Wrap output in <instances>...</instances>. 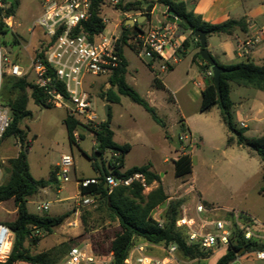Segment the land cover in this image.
I'll return each instance as SVG.
<instances>
[{"label": "rangeland", "instance_id": "374dc122", "mask_svg": "<svg viewBox=\"0 0 264 264\" xmlns=\"http://www.w3.org/2000/svg\"><path fill=\"white\" fill-rule=\"evenodd\" d=\"M133 1L124 0L123 4ZM16 4L15 15L8 22L10 28L7 29V34L2 36L0 43L9 61L19 64L25 71L28 70V74L24 77L34 82V74L30 70L31 63L36 53L46 49L49 42L45 30L37 24V20L44 12V4L42 0H17ZM155 6L156 9L152 12H145L150 14L149 18L143 16L145 17L141 22L143 31L158 25V22H166L162 18L166 8L159 4ZM8 7L4 5V8ZM137 14V12L123 13L117 5L104 0L100 15L106 21L105 34H115L119 37L123 25L128 20H137L142 17L140 13ZM137 41H140V38L133 41L132 45L137 46ZM216 41V37L209 38L211 43ZM124 56L129 63L127 82L155 108L158 116L166 123L169 131L167 135L142 106L132 102L128 97L120 96L119 103L110 104L103 99L102 94L108 89L102 82L109 80L107 76L86 77L84 88L90 94L93 111L98 121L107 119L105 111L107 106L110 107L111 127L116 133V140L131 145V151L125 158L124 168L151 164L153 171L160 175L168 200L153 211V216L157 214V217H161L165 223L169 203L182 200L180 214L186 213L190 217L198 218L196 206L200 200L209 210L205 215H201L202 218L208 216L211 219L231 221V229H234L236 225L244 234L250 232L251 239L264 243V194L262 192L264 162L248 148L227 145L228 138L235 135L223 123L218 107H214L209 112H200L201 97L192 92L194 83L199 81L200 73L196 66L190 68L191 54H188L187 58H182L183 61L176 72L170 75L168 71L160 73L161 65L156 64L160 78L169 77L168 82L172 84V87L174 86V90L182 84L183 87L176 91V94L157 90L153 93L154 97L150 96V92L154 91L151 87L153 74L148 65L150 60L141 57L137 51L129 47L124 49ZM255 62L259 63V61ZM8 66L4 67L2 86L10 77ZM238 92L248 94L250 98L245 101L240 110L237 107L234 108L232 113L234 124L242 128L241 123H245L247 125L245 135L249 138L263 136L264 120L257 121V119L264 118V92L235 85L232 93L234 101H237ZM28 95H31L30 90ZM171 95L178 100L180 108L171 99ZM28 110L31 116L22 121L20 128L26 133V141H32L27 152L32 176L37 180L49 179L51 172L57 171L56 165L60 163L64 154L73 157L74 167L69 182H53L47 188L39 190L27 202L28 210L34 214L54 217L70 212L71 216L52 233L34 230L32 238L37 236L40 240L34 243L29 239L25 246L31 254L55 250L59 254V262L74 245L89 244L106 251L111 239L118 231V224L109 221L108 215L96 198L93 205L78 207V201L81 198L78 181L96 176L89 160L94 155V136L88 131L78 129L74 134L76 143L71 144L64 124L67 116L65 109L42 107L29 98ZM259 110H262L261 113H258ZM181 116H184V120L189 124L190 132L184 131L180 125ZM180 136H187V138L180 141ZM21 148L22 142L18 137L0 139V185L9 180V173L6 172L8 160L16 157ZM182 154L191 156L193 171L184 178H176L173 162ZM111 161L110 154H107L105 156L107 168ZM157 186L158 184L154 183L152 190ZM191 186H194L196 191L193 189L189 191L188 188ZM198 192L212 204L215 210L200 199ZM46 202L50 204L49 211L39 213L36 206ZM15 212L16 208L12 200L0 203V223L12 221ZM246 215L249 217H245ZM83 216L88 221V232L82 222ZM226 252L227 249L215 248L213 255L200 263L216 264ZM148 254L159 257L162 252L152 249ZM237 256L244 262H251L253 257L249 253L243 254V250L239 251ZM178 257V264H191L180 254Z\"/></svg>", "mask_w": 264, "mask_h": 264}, {"label": "trees", "instance_id": "16d2710c", "mask_svg": "<svg viewBox=\"0 0 264 264\" xmlns=\"http://www.w3.org/2000/svg\"><path fill=\"white\" fill-rule=\"evenodd\" d=\"M1 2L9 7L0 8V40L2 36L7 34V29L10 28L7 20L15 15L14 4H9L6 0H1ZM103 2L104 0H91L90 16L73 30L74 35L85 34L93 40L94 37L105 31L106 23L100 15V8ZM123 2L124 0H120L117 5L121 12H137L141 16H146V18H149L150 14H145V12H152L156 4L162 5L166 9H172L181 21L178 24L179 28L183 32L189 33V37L183 41L179 49V54L190 46V40L195 41L196 47L201 50L200 43L195 38V32L198 30L207 32L208 36L231 35L236 30L247 31L244 19L228 20L224 23L213 25L203 21L200 15L188 9L186 2L180 0H155L154 2L134 0L126 4H123ZM15 3H17V0H15ZM60 33L61 31L59 30L58 34ZM142 33L141 24L135 23L133 26L123 25L122 32L116 43L117 54L121 61L109 76L111 88L102 94V98L108 103H119L120 96H126L132 102L142 106L161 128L166 129V123L158 116L155 108L126 81L128 62L124 56V49L129 47L133 51H137V54H140L141 41H137V46L132 45V42L137 40ZM55 39L47 43L46 49L36 53L35 58H44L45 52ZM195 57L202 62L206 84L205 89L202 91L200 112H209L214 107H218L223 123L235 135L228 138L227 145L248 148L264 162V135L249 138L245 135L246 128H238L234 124L232 117L234 104L231 100L232 83L264 92V63L258 65L252 61H246L233 65H223L214 59L219 66L227 70L220 78L219 95L214 85L212 74H208L211 73V66L201 58L199 53ZM153 82L158 89L164 88L157 78ZM52 84L58 87V90L66 96L64 85L56 80H53ZM2 89L0 103L10 111V125L1 140L18 137L22 142V148L16 157L8 160L6 172L9 173V180L0 185V203L12 200L16 208L13 220L3 223L14 233L15 240L8 260L0 264H58L59 254L55 250L31 254L25 246L29 239L34 243L40 240V237L37 236L32 238L34 230L42 233H52L55 228L65 223L71 213L66 212L51 217L34 214L28 210L27 202L30 197L37 194L39 190L47 188L53 182H58V168L57 171L51 172L49 179L37 180L32 176L27 158V152L31 147L32 141H26V133L20 128L22 121L31 116V112L28 110L29 98H32L37 105L42 107L51 108L53 106L47 103V96L44 90L38 88L34 82L28 81L25 77L10 76L2 86ZM28 90L31 91L30 96L28 95ZM108 109L109 115L107 119L98 123L85 124L69 115L64 120L71 144L76 143L74 134L78 129L90 132L95 140L94 155L89 160L94 171L98 173V177L93 178L97 182L89 183L84 187L82 183L91 179L79 180L80 195H89L96 198L108 215L109 221L118 224V231L111 239L109 248L106 251H102V249L100 250L93 246V249L101 255L112 252L114 264H125V260L136 240L137 242L156 245H176L179 254L190 263L196 260L202 262L209 259L213 255V250L203 251L197 246L188 245L184 232L177 227L176 222L180 215L182 200L169 203L165 215L166 222L163 227H160L153 218V211L168 200L165 189L161 184V177L152 170L151 164L135 166L123 171L125 158L131 151V145L128 143L121 145L115 142L114 132L111 129V108L109 107ZM183 130L186 131L184 127ZM81 137L84 138L83 136ZM98 154L101 155L104 172H102L98 162ZM107 154H110L112 159L109 163V168L105 164V156ZM173 163L174 176L176 178H184L193 171L192 158L189 154L180 155ZM135 174H143L148 185L157 183L158 186L148 194L143 193L144 189L137 182L130 187L115 188L112 192H109V189L105 187L106 177L109 175L127 179ZM262 192L264 194V189ZM82 222L88 232V221L85 216L82 217ZM75 246L77 245L70 247L65 255ZM241 250H243V254L264 250V243H259L255 239H246L244 232L234 225L227 252L216 264H231L238 258L237 253Z\"/></svg>", "mask_w": 264, "mask_h": 264}, {"label": "built area", "instance_id": "2783aa9c", "mask_svg": "<svg viewBox=\"0 0 264 264\" xmlns=\"http://www.w3.org/2000/svg\"><path fill=\"white\" fill-rule=\"evenodd\" d=\"M44 12L37 20L49 41L56 38L53 44L45 52L44 58H35L30 66L34 74V84L43 89L47 96V103L56 108H63L67 115L78 119L82 123H98L97 116L93 111L90 94L84 88V80L88 76L109 77L120 63L117 54L116 43L118 38L115 34L106 35L105 32L91 40L85 34L74 35L73 30L90 16L91 0H42ZM113 5H118L120 0H109ZM0 8L4 4L0 0ZM11 19V18H10ZM7 20V24L10 21ZM106 23V21H104ZM11 26V25H10ZM61 31L58 34V31ZM184 32L178 24L171 22L159 23L149 27L139 36L141 41L140 56L150 61L161 60L166 64L177 61V53L182 45ZM264 37V30L238 45L237 54L241 58H247L260 44ZM9 65L8 74L22 78L28 74L19 64L12 63L3 53L0 43V93L5 74V66ZM211 74V73H208ZM53 80L64 85L66 96L52 84ZM10 125V111L0 103V139ZM244 127V124H241ZM187 138L179 137L180 141ZM74 167V159L69 154L61 157L58 166L57 177L61 183L71 180V171ZM1 174V170H0ZM95 179L86 180L82 186L96 183ZM139 183L144 194L152 190L143 174L122 179L113 175L106 177L105 185L109 192L118 187H130L133 183ZM80 185V183H79ZM96 199L93 196H81L78 207L93 205ZM50 204L39 203L36 210L46 213ZM209 210L199 200L196 206L198 218L190 217L186 213L180 214L177 219V227L184 232L188 245L197 246L203 251L215 248L227 249L232 235V223L227 220L211 219L208 216L202 218ZM201 216V217H200ZM249 217V216H245ZM160 227L164 226L161 217L154 218ZM246 239H251V233L244 234ZM15 240L14 233L8 226L0 223V263H5L11 253ZM156 249L162 252L159 257L150 256L149 250ZM252 255L251 262L242 261L238 257L231 264H264V250L249 253ZM179 252L176 245H156L146 242H135L128 254L125 264H178ZM58 264H114L112 252L98 254L89 244L73 247Z\"/></svg>", "mask_w": 264, "mask_h": 264}, {"label": "crops", "instance_id": "0c3cea01", "mask_svg": "<svg viewBox=\"0 0 264 264\" xmlns=\"http://www.w3.org/2000/svg\"><path fill=\"white\" fill-rule=\"evenodd\" d=\"M180 1L186 2L189 10H193L194 13H196L197 15H200L202 17L203 21L210 23V24H213V25L221 24V23H224L228 20L244 19L246 21V25H247V31L246 32H242L241 30H236L231 35L222 34V35H213V36L207 37L208 50H209L211 56L219 64L233 65V64H237V63H241V62H246V61H252L258 65H261L264 63V37H263L262 41L260 42V44L251 52V54L247 58H241L237 54L238 45L241 42L247 40L248 38H251V37L257 35L259 33V31L264 30V0H180ZM155 9H156V6H155L154 10ZM166 10L167 9H165V12H166ZM137 15H139V13ZM162 18H163V20L167 21L164 13H163ZM159 23L161 24L162 22H158V24ZM188 37H189V33L184 32L183 37H182V42L184 40H186ZM211 37H216L217 41L212 42V43L209 42V38H211ZM199 52H200V49H198L196 47L195 41L190 40V46L186 50H183L182 53H180V54L178 51L177 61L175 63L166 64L164 61H161V60L150 61L148 63V65H149L150 69L152 70V74H153L151 87L154 90V91L150 92V96L154 97L153 93H155V91H157V90L166 91V92H170L172 94H176V91H178L181 87H183V84H182L181 86H179V88L177 90H174V88H173L174 86L172 87V84H170L168 82L167 78H169V77L163 78V79L160 78V75L157 73V70L155 67L156 64L159 63L161 65L162 71L160 73H164V72L168 71V72H170L169 73V75H170V74H173L174 72H176V70L178 69V67L180 66V64L183 61L182 58H187L188 54H191V61L189 63L190 68H193V66H196L198 68L199 73H200L198 75L199 81L194 83V89L192 92L195 95H199L201 97L202 91L205 89L206 84H205V79H204V74H203L204 70L202 68V62L195 57L196 54ZM212 53H214V54H212ZM255 61H259V63H256ZM128 67H129V63H128ZM170 67H172V69H170ZM127 72H128V68H127ZM126 76H127V73H126ZM155 78H157L159 80V82L164 86L163 89H158L155 86V84L153 82V80ZM108 81L102 82V84L105 83L106 88L110 89L111 85ZM126 81H127V79H126ZM235 85L236 84H233V83L231 84V100L234 104L233 110L235 107H237L240 110L241 107L243 106V104L245 103V101H247L250 98V96L248 94L246 95L243 92H238L237 101H234L232 98V93H233V87ZM237 86H239V85H237ZM246 88H249V87H246ZM171 99H173L175 104H177L178 107L180 108L178 100H176V98L173 95H171ZM261 111L262 110H259L258 113H261ZM263 120H264V118L257 119V121H263ZM181 121H183V122L181 123ZM179 123L186 130H188L189 132L191 131L189 124L184 120V116H181ZM243 124H244V127H242V128H247V125L245 123H243ZM111 129H112V127H111ZM164 130H165V133L167 135L169 133L167 126H166V129H164ZM113 132H114V130H113ZM116 137H117L116 133L114 132L115 142L118 144H121V145L126 144V143L118 142L116 140ZM230 137H232V136H230ZM59 164L60 163H58L56 165L57 168H58ZM125 170H127V169L124 168L123 171H125ZM152 170H153V168H152ZM97 177H98V173H96V176L91 177V178H87V179H93V178H97ZM79 183L80 182L78 181V188H79ZM191 189L196 191L194 186H191L190 188H188L189 191H191ZM197 194H199L200 199L204 203L208 204L212 210H215L213 208L212 204L210 202H208L200 192H198ZM153 218H157V214L156 215L154 214Z\"/></svg>", "mask_w": 264, "mask_h": 264}, {"label": "water", "instance_id": "95a60500", "mask_svg": "<svg viewBox=\"0 0 264 264\" xmlns=\"http://www.w3.org/2000/svg\"><path fill=\"white\" fill-rule=\"evenodd\" d=\"M9 4H14L15 9L17 8V4L15 3V0H6ZM166 19L168 22L171 23H176V24H180V19L178 18V15L172 10V9H167L165 14ZM145 17H139L137 20H128L126 22V25H130L133 26L135 23L141 24L142 20ZM208 33L198 30L195 32V38L199 41L200 43V47L201 50L199 52L201 58L206 61L210 66H211V74L213 76V81H214V85L216 87L217 93L220 95V78L221 75L226 73L227 70L222 68L221 66H219L216 61L214 60V58L211 56L208 47H207V37H208ZM109 107H106V117H108L109 115ZM98 162L100 164L101 170L102 172H104L103 170V166H102V160H101V155L98 154L97 156ZM106 188L107 185H105ZM191 264H201L200 261L196 260L194 262H192Z\"/></svg>", "mask_w": 264, "mask_h": 264}]
</instances>
